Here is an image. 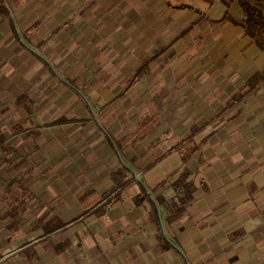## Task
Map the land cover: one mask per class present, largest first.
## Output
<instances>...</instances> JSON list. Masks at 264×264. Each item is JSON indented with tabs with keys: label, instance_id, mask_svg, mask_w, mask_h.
<instances>
[{
	"label": "crops",
	"instance_id": "obj_1",
	"mask_svg": "<svg viewBox=\"0 0 264 264\" xmlns=\"http://www.w3.org/2000/svg\"><path fill=\"white\" fill-rule=\"evenodd\" d=\"M224 13L0 0V264H264V57Z\"/></svg>",
	"mask_w": 264,
	"mask_h": 264
},
{
	"label": "trees",
	"instance_id": "obj_2",
	"mask_svg": "<svg viewBox=\"0 0 264 264\" xmlns=\"http://www.w3.org/2000/svg\"><path fill=\"white\" fill-rule=\"evenodd\" d=\"M206 4H220L225 8L224 16L228 17L227 10L231 4L236 3L243 12L244 19L238 23L229 18L232 24L239 29L241 36L249 38L255 49L264 57V9L251 0H199ZM258 3L263 1L255 0ZM264 83V61L261 68L252 77L246 80L244 87L236 99H243L254 95L259 86ZM5 139L0 135V150L5 153ZM7 153V152H6Z\"/></svg>",
	"mask_w": 264,
	"mask_h": 264
},
{
	"label": "rangeland",
	"instance_id": "obj_3",
	"mask_svg": "<svg viewBox=\"0 0 264 264\" xmlns=\"http://www.w3.org/2000/svg\"><path fill=\"white\" fill-rule=\"evenodd\" d=\"M5 99H10V102H12L11 106H9V107H11V114H12V116H17L18 115L17 113L20 110L18 108V106H19V104H18V96H15L14 98H12V97H10V95H6ZM5 103H7V102H5ZM2 156L3 155L1 153L0 154V180H3L4 178L10 177L11 175L16 174L14 172V170H10V171L7 172L8 167L3 163ZM2 186L3 185H0V190H2L1 194L4 192L3 189H2ZM4 189H6V188H4ZM1 198H2V195L0 196V200L3 199V198L2 199Z\"/></svg>",
	"mask_w": 264,
	"mask_h": 264
},
{
	"label": "water",
	"instance_id": "obj_4",
	"mask_svg": "<svg viewBox=\"0 0 264 264\" xmlns=\"http://www.w3.org/2000/svg\"><path fill=\"white\" fill-rule=\"evenodd\" d=\"M254 4L258 5L260 8L264 9V4L263 3H258L255 0H251Z\"/></svg>",
	"mask_w": 264,
	"mask_h": 264
},
{
	"label": "bare ground",
	"instance_id": "obj_5",
	"mask_svg": "<svg viewBox=\"0 0 264 264\" xmlns=\"http://www.w3.org/2000/svg\"><path fill=\"white\" fill-rule=\"evenodd\" d=\"M260 1H263L264 2V0H260Z\"/></svg>",
	"mask_w": 264,
	"mask_h": 264
}]
</instances>
